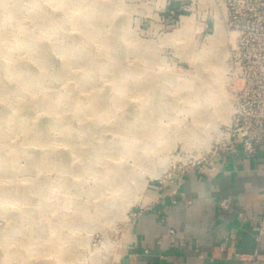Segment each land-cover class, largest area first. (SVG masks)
<instances>
[{
  "label": "rangeland",
  "instance_id": "obj_1",
  "mask_svg": "<svg viewBox=\"0 0 264 264\" xmlns=\"http://www.w3.org/2000/svg\"><path fill=\"white\" fill-rule=\"evenodd\" d=\"M224 4L0 0V264H118L163 181L209 162L232 112Z\"/></svg>",
  "mask_w": 264,
  "mask_h": 264
},
{
  "label": "crops",
  "instance_id": "obj_2",
  "mask_svg": "<svg viewBox=\"0 0 264 264\" xmlns=\"http://www.w3.org/2000/svg\"><path fill=\"white\" fill-rule=\"evenodd\" d=\"M212 165L163 181L127 228L118 264H264V236L255 242L264 218V141L253 155L226 154Z\"/></svg>",
  "mask_w": 264,
  "mask_h": 264
},
{
  "label": "built area",
  "instance_id": "obj_3",
  "mask_svg": "<svg viewBox=\"0 0 264 264\" xmlns=\"http://www.w3.org/2000/svg\"><path fill=\"white\" fill-rule=\"evenodd\" d=\"M224 7L228 37H232L227 69L232 112L223 143L214 146L206 163L210 166L226 154L253 155L264 141V0H225ZM255 232L260 246L264 218Z\"/></svg>",
  "mask_w": 264,
  "mask_h": 264
},
{
  "label": "bare ground",
  "instance_id": "obj_4",
  "mask_svg": "<svg viewBox=\"0 0 264 264\" xmlns=\"http://www.w3.org/2000/svg\"><path fill=\"white\" fill-rule=\"evenodd\" d=\"M216 35L221 39H219L218 41H214V39H210V46H209V50H211V48L212 47H219L220 45H222L223 44V34L221 33V31H220V29H219V25L217 24V26H216ZM216 50V49H215ZM222 51V50H221ZM83 57V56H82ZM212 62L214 61L215 63L213 64L215 67H213V72L214 73H216L217 75H218V73H219V71H220V66L219 65H217V62H216V60H211ZM217 68V69H216ZM214 69H215V71H214ZM224 70V69H223ZM223 72V71H222ZM220 76V75H219ZM218 76V77H219ZM220 78H221V76H220ZM220 84H221V82H220ZM224 88V87H223ZM232 90V89H231ZM37 91V90H36ZM217 91V90H216ZM219 91V90H218ZM232 92V91H231ZM210 93V92H209ZM222 93V92H221ZM230 94V93H229ZM222 95H224V94H222ZM218 97V96H217ZM219 99V98H218ZM224 102V101H223ZM198 103V102H197ZM220 103V102H219ZM226 104V103H225ZM147 109V108H146ZM220 109V108H219ZM226 109H227V107H226ZM140 116H143V115H140ZM143 118H144V116H143ZM90 131V130H89ZM220 135V134H219Z\"/></svg>",
  "mask_w": 264,
  "mask_h": 264
}]
</instances>
